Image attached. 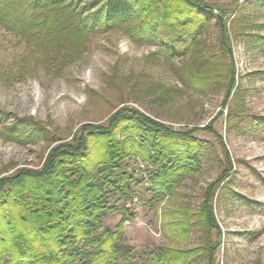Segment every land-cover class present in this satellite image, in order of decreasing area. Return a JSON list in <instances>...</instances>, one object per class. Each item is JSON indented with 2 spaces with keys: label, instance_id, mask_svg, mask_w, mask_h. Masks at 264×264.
<instances>
[{
  "label": "rangeland",
  "instance_id": "1",
  "mask_svg": "<svg viewBox=\"0 0 264 264\" xmlns=\"http://www.w3.org/2000/svg\"><path fill=\"white\" fill-rule=\"evenodd\" d=\"M201 1L226 12L231 29L239 90L234 116L227 114L233 95L227 98L223 82L190 89L184 83L185 59L167 60L155 42L134 38L127 27L95 28L80 58L57 68L48 63L47 50L27 46L0 26V111L6 114H0V178L22 168L41 170L51 149L70 142L81 125L107 124L124 106L181 133L202 128L193 134L205 143L199 162L191 171L173 173L177 178L169 190L150 184L156 167L141 155L134 152L128 161L134 175L132 196L110 199L112 209L103 215L100 230H120L114 264H154L151 253L156 249L190 250L204 244L193 218L182 223L200 209L209 186L223 175L226 160L219 138L232 173L219 185L230 193L214 209L221 231L220 239L211 233L217 244L214 264H264V4ZM203 39L210 53H218L214 19ZM217 66L224 75V64ZM28 117L41 132L28 136L31 128H18L10 133L19 119ZM118 137L124 141L133 136L122 129ZM188 264L209 263L203 257Z\"/></svg>",
  "mask_w": 264,
  "mask_h": 264
},
{
  "label": "trees",
  "instance_id": "2",
  "mask_svg": "<svg viewBox=\"0 0 264 264\" xmlns=\"http://www.w3.org/2000/svg\"><path fill=\"white\" fill-rule=\"evenodd\" d=\"M259 1L264 4V0L252 3ZM225 15L201 0H0L1 28L19 35L27 46L47 50L48 63L54 67L79 59L95 28L127 27L134 38L155 42L167 60L185 59L184 83L190 89L223 82L227 98L233 95L227 114L234 116L239 90ZM213 19L219 44L214 54L203 39ZM219 62L224 64V75L218 73ZM18 128H31L28 136L42 130L31 117L19 119L10 133ZM122 129L132 139L121 141ZM198 129L202 128L181 133L124 106L111 114L107 124L81 125L70 142L51 149L41 170L22 168L0 178V264H114L120 230L102 234L100 230L103 215L112 209L110 199L132 196L134 175L128 171V161L134 152L141 155L156 167L157 172L149 174L150 184L169 190L177 178L173 173L191 171L204 152L205 143L193 138ZM219 143L226 160L223 175L209 186L200 209L182 223L193 218L204 244L190 250L156 249L151 253L154 264H188L203 257L214 264L217 244L211 233L221 238L214 209L230 193L219 185L232 173L220 138Z\"/></svg>",
  "mask_w": 264,
  "mask_h": 264
}]
</instances>
